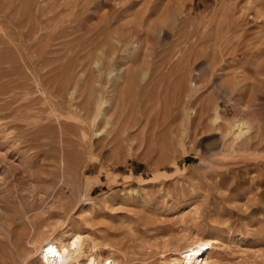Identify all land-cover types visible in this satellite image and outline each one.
I'll return each mask as SVG.
<instances>
[{"label":"rangeland","instance_id":"374dc122","mask_svg":"<svg viewBox=\"0 0 264 264\" xmlns=\"http://www.w3.org/2000/svg\"><path fill=\"white\" fill-rule=\"evenodd\" d=\"M263 155L264 0H0V264L71 228L124 264L191 237L264 264Z\"/></svg>","mask_w":264,"mask_h":264},{"label":"bare ground","instance_id":"6f19581e","mask_svg":"<svg viewBox=\"0 0 264 264\" xmlns=\"http://www.w3.org/2000/svg\"><path fill=\"white\" fill-rule=\"evenodd\" d=\"M169 10V8H168ZM170 12V13H169ZM168 14V16L171 14V10H169L168 12H166ZM173 15V14H172ZM171 16V15H170ZM169 16V17H170ZM118 41V40H117ZM104 56V55H103ZM104 58V57H103ZM98 60H100V58H98ZM31 63V62H30ZM99 66V65H98ZM100 67V66H99ZM113 73H115L114 71H111ZM111 76V75H110ZM120 76H118L117 74H115L113 76V78L117 81V79H119ZM49 79V78H48ZM47 79V80H48ZM110 79V77L108 78V80ZM103 80V79H102ZM111 82V81H110ZM121 82V80H120ZM120 82H117V83H120ZM123 82V80H122ZM101 84H102V81H101ZM111 85V84H110ZM119 85V84H118ZM125 85H127L125 83ZM129 87V86H128ZM127 87V89H128ZM107 88V87H106ZM60 89V88H59ZM99 89V88H98ZM90 95H93L92 92H93V89H90ZM122 92L124 90H121ZM129 90H127L128 92ZM120 92V91H119ZM102 93V92H101ZM100 93V95L102 96V94ZM122 94V93H121ZM120 94V95H121ZM124 94V93H123ZM129 94V93H128ZM47 95V94H46ZM119 95V96H120ZM95 96V95H94ZM99 98H102V97H99ZM180 99V98H179ZM102 100V99H100ZM104 100V98H103ZM101 103V101H100ZM104 103V102H102ZM72 105V104H71ZM102 108V107H101ZM102 110V109H101ZM71 111V110H70ZM78 112L79 113V117L80 118H85L86 120H88L89 123H87V125L84 126L85 129H87V132L88 131H92V133L97 129V124L95 123V120L97 118V116L93 115V112L88 109L85 104H79L77 106H74V109L71 113H75V112ZM97 112V111H96ZM95 112V114H96ZM101 112V111H100ZM80 113H82L80 115ZM102 113V112H101ZM191 113H193L191 111ZM190 113V115H192ZM67 114H70V113H67ZM98 114V113H97ZM103 114V113H102ZM78 115V114H77ZM104 115V114H103ZM166 115V114H165ZM70 115H68L67 118H69ZM74 116V115H73ZM72 116V117H73ZM76 116V115H75ZM188 116V115H187ZM78 118V116H76ZM76 118V119H77ZM72 119H75L74 117ZM75 119V120H76ZM190 119H192L190 117ZM70 120H71V117H70ZM78 120V119H77ZM81 120V119H80ZM58 121H59V125L61 127V129L63 130V133H64V137L65 135L68 133L70 134L71 130L70 128H73V126H70L68 124H66V119L64 117H60L58 118ZM74 122V120H71V122ZM102 121L104 123H108L109 121V118L108 116L105 114L103 117H102ZM182 121V120H181ZM80 122V121H78ZM76 122V123H78ZM83 122V121H82ZM81 122V123H82ZM65 123V124H64ZM80 123V124H81ZM85 123V122H84ZM184 123V122H182ZM79 124V123H78ZM108 125V124H107ZM183 125V124H181ZM82 126V124H81ZM106 126V125H105ZM186 126V125H185ZM174 127V126H173ZM240 127V126H239ZM179 128V127H178ZM242 128V126H241ZM76 129V128H75ZM96 129V130H94ZM236 129H238V127H236ZM246 129V128H245ZM183 130V129H182ZM231 130V129H230ZM239 130V129H238ZM241 130V129H240ZM244 129L242 128V131ZM179 131H181L179 129ZM247 131V130H245ZM84 132V131H83ZM99 132V131H97ZM172 132V131H171ZM241 132V131H239ZM249 132V131H248ZM231 133V132H230ZM245 133H241V134H233L235 135V137L237 136H243ZM248 134V133H247ZM77 137H78V141L81 142V144L83 143H86L87 144V137H86V131H85V134H76ZM74 135V136H76ZM110 135V134H109ZM249 135V134H248ZM98 136V135H97ZM94 137V136H93ZM92 137V138H93ZM247 138V137H246ZM91 138H89L90 140ZM243 140V139H242ZM241 141V140H240ZM89 141H88V145L87 146H90L89 145ZM92 145V144H91ZM86 146V145H85ZM247 146V145H246ZM234 147H237V146H234ZM246 149V148H245ZM229 150V149H228ZM239 150V149H238ZM237 150V151H238ZM248 153H250V149H248ZM260 150V149H259ZM243 151V150H241ZM240 151V152H241ZM245 151V150H244ZM258 151V150H257ZM230 152V150H229ZM228 152V153H229ZM252 152V151H251ZM254 152V151H253ZM227 153V152H226ZM232 153V152H230ZM235 153V152H234ZM233 153V154H234ZM239 153V151L237 152ZM256 153V152H254ZM253 153V154H254ZM60 154L61 155V163H64L66 164L65 160H64V148H63V143H62V146H61V149H60ZM224 155V153H222ZM222 154H219V156H221ZM252 154V155H253ZM257 154H260V152H257ZM256 154V155H257ZM218 156V155H217ZM233 157V156H232ZM264 157V155H263ZM221 158V157H220ZM237 158V157H236ZM241 158V157H240ZM243 158V157H242ZM249 158V157H248ZM246 158V159H248ZM233 159V158H232ZM244 159V160H246ZM250 159V158H249ZM253 159V158H252ZM263 159V158H262ZM251 160V159H250ZM257 160V159H256ZM237 161V160H236ZM232 162V161H231ZM243 162V161H241ZM245 162V161H244ZM253 162V161H252ZM257 162V161H255ZM223 163V162H222ZM239 163V162H237ZM247 163V162H246ZM242 164V163H240ZM63 165V164H62ZM260 165V163H259ZM262 165V164H261ZM264 165V164H263ZM64 166V165H63ZM89 167V165H88ZM88 170V168L85 167V169L83 170L82 172V175H85L86 171ZM262 177L264 175V167L262 168ZM260 174V175H261ZM259 176V175H258ZM259 178V177H258ZM257 176L255 178H251L250 179V183L251 184H254L255 185V181L258 179ZM259 180V179H258ZM261 180V179H260ZM259 180V181H260ZM263 180H264V177H263ZM258 181V182H259ZM264 182V181H263ZM258 188V187H257ZM256 193V192H255ZM255 195V194H254ZM253 197V196H251ZM259 197V200L261 199L262 195L259 194L258 196H256V198ZM247 200V199H246ZM255 197H253L251 201H255ZM249 201V200H247ZM257 201V200H256ZM255 201V202H256ZM263 202V201H262ZM249 204V203H248ZM43 238V237H42ZM192 238V237H191ZM190 238V239H191ZM188 240L186 241V243H184V245H182L178 250L176 249V251L173 250V253L170 257V259H168L167 261H164L165 264H213L212 262V259H213V256H214V251L216 249V245H217V242L215 239H206V238H197V239H191V240ZM41 241V240H39ZM85 242H86V239L84 236H82V234L79 233V231H76L75 229L73 230L72 228L70 230H67L65 232H62L60 233V235H58L57 237H48V238H44L42 241H41V244L40 247H39V252H40V260H39V263L40 264H122L121 261L118 260L117 257H115V255L113 254H108L107 253V256L105 257H102L101 255H99L97 253V251L95 250V247L94 250H90L88 252H85L84 251V246H85ZM37 243V242H36ZM39 243V242H38ZM33 245V244H32ZM31 245V246H32ZM93 245V244H92ZM110 248V247H108ZM90 249V248H89ZM175 249V248H174ZM27 253V252H26ZM30 253V252H29ZM112 253V252H111ZM167 254V253H166ZM13 256V255H12ZM28 256V254H27ZM26 256V257H27ZM23 257V256H22ZM12 258V257H11ZM19 258V257H18ZM23 259V258H21ZM27 259V258H26ZM12 260V259H11ZM1 261V260H0ZM12 264L13 261H11ZM17 263V262H16ZM3 264V263H2ZM9 264V263H7ZM18 264V263H17ZM22 264V263H21ZM124 264V263H123Z\"/></svg>","mask_w":264,"mask_h":264}]
</instances>
